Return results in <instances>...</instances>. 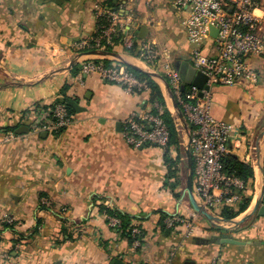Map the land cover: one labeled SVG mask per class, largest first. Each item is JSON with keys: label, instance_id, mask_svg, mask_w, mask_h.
<instances>
[{"label": "crops", "instance_id": "obj_1", "mask_svg": "<svg viewBox=\"0 0 264 264\" xmlns=\"http://www.w3.org/2000/svg\"><path fill=\"white\" fill-rule=\"evenodd\" d=\"M110 1L0 0V264H264V217L256 213L234 225L253 209L264 182V59L248 61L257 84L211 89L213 116L234 127L230 155L253 168L251 205L226 223H200L183 187V148L134 149L123 136L125 120L156 111L150 92L129 94L96 75L79 80L85 59L125 65L118 59L85 56L68 70L81 54L74 44L95 36ZM119 1L120 13L135 17L139 35L147 29L141 45L167 49L174 67L177 61L193 66L186 13L177 0ZM257 14L264 20V8ZM128 51L117 45L112 52L151 71ZM65 95L86 110L75 111L64 130L34 132L37 122H52L53 106ZM22 126L29 133L17 134ZM11 131L16 137L8 141ZM167 158L178 164L179 179L170 177ZM109 211L142 227L140 251L110 227ZM164 215L193 216V234L181 226L165 234ZM63 229L71 238L64 239ZM228 237L245 244L220 243Z\"/></svg>", "mask_w": 264, "mask_h": 264}, {"label": "built area", "instance_id": "obj_2", "mask_svg": "<svg viewBox=\"0 0 264 264\" xmlns=\"http://www.w3.org/2000/svg\"><path fill=\"white\" fill-rule=\"evenodd\" d=\"M176 7L185 10L183 27L192 47V64L208 78L205 86L209 90H199L196 86H186L183 90V81L167 49L161 50L156 44L146 42L142 44L139 57L151 71L160 74L161 68L166 74L163 77L169 83L190 129L194 196L199 205L213 215L215 209L238 204L249 192V186L235 174L225 171L224 160L230 155L228 145L234 127L213 116L211 89L213 86L232 87L242 80L258 83L259 75L248 61L252 57L264 59V20L257 14L258 0H177ZM104 15L108 17V27L97 37L76 42L74 48L79 53L104 50L106 44L112 45L113 37L119 32L124 33L125 48L134 46L138 24L133 14L122 15L119 10L101 9L99 17ZM212 28L217 31L215 37L211 33ZM100 61L91 57L85 59L79 80L96 75L119 85L129 94L141 95L150 91L147 81L141 80L127 66L121 63L107 66ZM155 109V112L148 111L138 117L134 115L124 121L122 133L129 146L134 149L144 145H154L163 150L167 148L170 133L163 117L164 110L159 105ZM52 116L49 124L37 122L34 132L61 131L68 128L73 120L66 104L56 105ZM15 137L16 134L11 131L7 140ZM9 222L12 224V220ZM164 223L169 229L184 227L188 235H192L195 228L193 216L173 215L167 217ZM108 224L119 228L122 223L118 218L108 217ZM133 226L132 235L136 237L141 234V229L138 224ZM144 246L140 239H135L132 248L136 251Z\"/></svg>", "mask_w": 264, "mask_h": 264}, {"label": "trees", "instance_id": "obj_3", "mask_svg": "<svg viewBox=\"0 0 264 264\" xmlns=\"http://www.w3.org/2000/svg\"><path fill=\"white\" fill-rule=\"evenodd\" d=\"M115 0H111L109 2V5L111 7H113V10H121L119 7V0H116V3L114 4ZM109 6V7H110ZM109 7H104L105 11L109 9ZM109 25V20L107 15H104L102 17H99V21H98V30L97 33L95 34L94 37H97L101 31H103L104 29H106ZM139 30V29H138ZM137 39L134 42V46L129 49V54L131 56L134 57H138L140 56V51H141V42L142 40L139 39V33H137ZM123 38H124V33L119 32L117 35H115L113 37V42L112 45H105V49L108 51H114V47L117 45H123ZM127 68L129 70H131L133 73H135L141 80L147 81V83L149 84L150 87V95H151V102L152 103H158L159 106L163 107L164 110V114L163 117L165 119L166 125L169 129V133H170V142L167 146L166 149H169V147H176L177 149H181L182 148V143H183V138L180 132V129L178 127V124L176 123L175 118L173 117L172 113L168 110L166 101L164 99V96L162 94L161 91V87L158 85V83L149 75H147L144 72H140L137 71L135 69H133L132 67L126 65ZM78 66H76L74 69L76 70ZM70 99L65 95L64 99L61 101V103L57 102V104H54L53 109L56 105L58 104H66L68 103ZM68 107V106H67ZM52 109V111H53ZM68 111L70 113V115H73L75 113V110L68 107ZM13 130L15 131V128H13ZM165 149V150H166ZM167 162L169 165V175L171 178L176 177L177 179H179V177H177L178 175V164L174 161H172L171 159L167 158ZM224 167H225V171L231 174H235L236 176H238L239 178H241L245 183H247V185L249 186V192L244 195L243 199L238 203V208L237 211L236 210H231L230 208H225L222 211V214L220 215L221 218H223L224 220H234L236 218H238L241 214H243L244 212H246L252 202V191L254 190V185H253V181H254V171L253 168L250 165H247L245 163L240 162L239 160H237L236 158H234L233 156L229 155L225 158L224 160ZM110 216L109 217H114V218H118L121 220V226L119 228H115L118 232H120L123 236L127 237L128 239H130V241L133 243L135 241V239H140L143 243H144V231L142 229V227L140 225L139 228L141 229V234H139L138 236L134 237L132 235V228L134 227L131 223V219L132 217L126 214H122L119 212H111L109 211ZM165 218H163L162 221V229L165 231V234L169 235L173 229H169L167 228V226L165 225L164 221L167 217L164 215ZM216 230L218 231H225L224 229L220 228V227H215ZM63 235H64V239H69L71 238V235L69 233H67V231L65 229H63ZM142 249L139 248V251Z\"/></svg>", "mask_w": 264, "mask_h": 264}, {"label": "water", "instance_id": "obj_4", "mask_svg": "<svg viewBox=\"0 0 264 264\" xmlns=\"http://www.w3.org/2000/svg\"><path fill=\"white\" fill-rule=\"evenodd\" d=\"M211 33L214 37L217 35V31L214 28L211 29ZM146 37H147V29L143 28L140 35H139V38L141 40H145ZM85 56H103V57L113 58L116 60L118 59V60L122 61L125 65H128L137 71L144 72L147 75H149L150 77H152L154 80L158 81L159 83H162L169 93L175 114L178 116V118H179V120H180V122L184 128V131L187 133L188 139L190 141V129H189V126L187 124V121H186V119L183 115V112L181 111L179 105L177 104V101L175 99V96L172 92L171 87L169 86V83L161 74H159L156 71H145L144 69H142L138 66L129 64L123 60V58L121 57L120 54L112 52V51H108V50H94V51L81 53V54L76 56L74 61H72V63L68 67V70L71 69L74 65H76L77 61L80 58L85 57ZM174 68L179 72V75L183 81V86H182L183 90L188 85L189 86H196L199 90H203V89L209 90V87L205 86L208 78L204 74L198 72L193 66H190L187 63H182L181 61H177L175 63ZM67 106L74 109L77 112H83L86 110V109L80 107V105L73 99H70L68 101ZM16 133L20 134V135L29 133V128L26 126H22L16 131ZM263 136H264V131L261 133V135L259 137V141L263 138ZM186 154H187V163H188V176H187L185 194L188 196L191 206L193 207V209L196 213H198L202 217H205L210 223H212L216 226L218 223H226L227 221H225L224 219H222L220 217H216V216L208 213L206 211V209L204 207H202L201 205H199V203L195 199L194 192H193V176H194L193 165H194V163H193V157L191 154L189 143H188V146L186 148ZM260 168H261V171H262L263 176H264L263 168L262 167H260ZM256 213L259 216L264 217V182H263V187H262L260 197L258 198L257 202L255 203L253 209L245 217L241 218L239 221L234 222V225L236 227L241 226L243 223H245L247 220H249ZM220 228H222V227H220ZM219 241L222 244H232V245H238V246L245 244L241 241H238V240L230 238V237L222 238ZM56 264H60V263H56ZM116 264H125V263H123L122 261H117Z\"/></svg>", "mask_w": 264, "mask_h": 264}, {"label": "rangeland", "instance_id": "obj_5", "mask_svg": "<svg viewBox=\"0 0 264 264\" xmlns=\"http://www.w3.org/2000/svg\"><path fill=\"white\" fill-rule=\"evenodd\" d=\"M258 3H259V7L260 8H264V0H258ZM173 63V61H172ZM116 64V63H115ZM145 71H148V69L146 68H143ZM160 71H161V75H165V72L163 69L160 68ZM156 81V80H155ZM158 82V81H156ZM162 91L164 92V95L166 97V104H167V107H168V110L172 113L173 117L175 118L176 120V123L178 124V127L180 129V132H181V135H182V138H183V143H182V151H181V157H182V165H181V171H182V182H183V187L184 189H186V182H187V176H188V163H187V154H186V148L188 146V143H189V139H188V135L187 133L184 131V128L178 118V116L175 114V111H174V108L172 106V102H171V98L169 96V93L168 91L166 90L165 86L163 84H159ZM192 128V126H191ZM225 208H230L231 210H236L237 211V208H238V204L232 206V207H222V208H218V209H215L213 210V215L214 216H219L222 214V211L225 209ZM250 213V212H248ZM247 215V214H246ZM246 215H244L243 217H245ZM207 220L205 217H203L201 220H200V223L202 221H205ZM240 220V219H239ZM239 220H236V221H239ZM208 221V220H207ZM209 222V221H208ZM195 227H196V224H195Z\"/></svg>", "mask_w": 264, "mask_h": 264}]
</instances>
